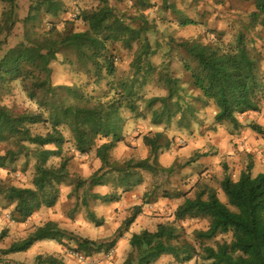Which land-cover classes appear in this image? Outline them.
<instances>
[{
    "label": "trees",
    "instance_id": "trees-1",
    "mask_svg": "<svg viewBox=\"0 0 264 264\" xmlns=\"http://www.w3.org/2000/svg\"><path fill=\"white\" fill-rule=\"evenodd\" d=\"M127 1L132 2L134 14L118 7ZM161 1L162 10H167L171 1ZM253 1L249 33L264 29V0ZM97 2L96 8L81 10L75 19L65 20L62 17L68 10L63 0H0V145L13 141L18 148L0 157V166L5 169L25 153L28 157L34 153L37 161L33 189L22 190L0 181V218L9 212V224L29 225L43 215V209L52 211L65 187L73 189L69 198H81L88 218L100 226L92 204L120 202L122 197L92 193L96 188L110 187L126 195L144 184V174L170 177L174 169L164 171L156 163L159 154L175 148V138L168 136L174 125L190 134L195 128L202 134L227 128L234 136L243 129L242 117L262 109L264 55L238 52L246 40L244 32L238 33L236 48L225 45L216 31H211L214 37L208 41L197 38L153 44L151 34L158 23L151 15L161 10L152 0ZM191 22L181 25L187 27ZM78 23L88 33L74 35ZM165 45L168 51L159 65L156 59ZM124 54L133 60L129 73L119 76L117 61ZM55 65L84 75L97 87L107 81L110 96L90 95L77 83L55 85ZM151 86L161 89L164 97L149 98ZM18 91L34 110L17 113L6 105L5 97L14 98ZM213 108L217 114L211 124L208 110ZM129 116L141 122L150 117L154 127L164 130L144 136L148 158L117 161L113 153L126 141ZM251 129L264 139L262 127L252 125ZM68 145L73 146L71 153L65 150ZM92 153L100 167L88 180L68 170L71 162L85 160ZM211 156L194 152L187 165ZM248 160L237 183L226 170L221 187L228 204L206 185L193 199L178 190L162 191L165 199L184 200L175 213L177 222L205 219L208 229L188 235L182 228L160 224L154 232L134 233L129 241L131 251L120 264H159L170 257L184 263L264 264V174L254 176L253 158ZM158 190L145 194L143 205L130 208L131 215L106 245L45 223L25 240L0 251V264H23L12 259L13 255L28 253L48 241L67 250L75 244L77 253L97 258L103 249L109 252L124 239L146 205L159 200ZM5 236L6 231L0 240ZM71 260L39 255L32 264H70Z\"/></svg>",
    "mask_w": 264,
    "mask_h": 264
},
{
    "label": "rangeland",
    "instance_id": "rangeland-1",
    "mask_svg": "<svg viewBox=\"0 0 264 264\" xmlns=\"http://www.w3.org/2000/svg\"><path fill=\"white\" fill-rule=\"evenodd\" d=\"M63 1L68 10L67 15L62 17L65 20L75 19L81 10H90L98 6L97 0ZM170 1L169 8L162 10V1L152 0L161 10L160 13L153 12L151 15V18L158 23L157 30L151 34L153 44L156 42L168 43L166 41L185 43L197 38L208 41V39L214 37L211 31H216L217 36L221 37L225 45H231L232 48H236L237 35L239 32H244L246 40L238 52L241 51L252 56L261 53L264 55V29L249 33L247 28L251 25V17L249 16L254 10L253 0ZM131 6L132 2L127 1L118 7L126 9L129 14H134ZM51 19L52 21L55 20V18ZM185 21H193L191 22L193 24L187 27L181 25ZM86 33H88L87 28L78 23L74 35ZM167 51L168 48L165 45L161 51L160 58L156 59L157 64L160 65L161 60L165 59L164 55H166ZM132 60V56L122 55L120 60L117 61V75L125 76L128 74ZM179 76H181L180 73ZM76 83L84 85V91L90 95L99 97L110 96L108 94L107 81L104 82L102 87H97L93 80L87 79L84 75L72 69L60 65L54 66L55 85H73ZM164 95V92L155 86L148 88L147 96L149 98L164 97ZM5 103L17 113L34 110L33 105L27 101L20 91L17 92L14 98H7L6 96ZM261 108L260 113L241 118L243 129L234 136L229 134L227 128H220V131L216 134H202L195 128L194 134H190L189 132L178 131L175 128L176 125H174L173 129L168 132V136L175 138V148L172 152L159 154L156 163L164 171L173 168L174 171L170 177L167 175L152 176L144 174V184L126 195L110 187L96 188L92 193L103 197L112 195H121L122 197L120 202L92 204L97 220L101 222L100 226L93 224L88 218L81 198H79V201L77 198L73 200L69 198L70 193L73 191L72 188L63 187L57 207L52 211L43 209L42 214L44 216H40L39 219H35V222L29 225L9 224V212H3L0 218V237L4 231H6V236L3 241L0 240L1 253L11 248L14 243L25 240L31 233L36 231L35 229L45 225V223H50L51 218L59 229L69 230L77 237L106 245L116 235L123 222L131 215L132 210L130 208L143 205L144 195L158 187L159 200L156 203L146 205L143 215L135 222L132 230L126 233L124 239L118 241L117 246L112 249L115 252L114 257L111 260H107V255L112 250L107 252V248H105L95 259L101 264L104 262L109 264L123 263L131 251L129 241L132 234H141L144 231L154 232L160 224L182 228L188 235L195 230L206 231L209 223L205 219L187 218L183 222H177L175 213L178 207L184 203V200L165 199L162 196V191L172 192L173 190H178L185 193L187 199H193L199 189L206 185L217 192L224 204H228L221 187L226 170L232 182L235 183L238 180L241 169L244 170L250 163V160H248L250 157L254 161V176L264 174V139L251 129L252 125H258L264 129V103ZM216 114L217 111L214 108L208 110L209 123H214ZM129 117L131 119L129 118L130 122L126 129V141L120 144L113 153L117 161L148 158L149 151L144 144V136L161 133L164 130V128L154 127L151 124L150 117L145 122L134 120L131 116ZM244 144L247 150L243 149L245 147ZM72 149V145H68L65 148L70 153ZM9 151H18L15 142L12 141L0 145V157H4ZM194 152H207L211 153L212 156L201 160L196 165H187ZM29 155V157L26 153L20 155L16 161L8 163L5 169L0 166V181L7 186L22 190L33 189L32 182L37 173V161L34 153ZM87 157L85 160L79 158L71 162L68 168L69 171L84 180H88L100 167V163L93 153ZM54 161L53 163H58L57 160ZM24 169L26 172L22 171ZM117 192L118 194H115ZM2 203L1 200L0 204L3 205ZM53 245H57V243L48 241L36 245L30 252L13 255L12 259L23 264H32L38 252L47 251L49 246ZM71 246L72 249H68V253L75 251V244ZM57 249L59 248L57 247ZM50 253L53 254V252ZM56 253L57 255L59 254L58 251ZM59 256L63 257L65 254H59ZM69 263L80 264L76 260H71ZM159 264H198V262L194 260L190 263H184L181 259L170 257Z\"/></svg>",
    "mask_w": 264,
    "mask_h": 264
},
{
    "label": "crops",
    "instance_id": "crops-1",
    "mask_svg": "<svg viewBox=\"0 0 264 264\" xmlns=\"http://www.w3.org/2000/svg\"><path fill=\"white\" fill-rule=\"evenodd\" d=\"M242 171H243V170L241 169V171L239 172L238 180L235 181V183H237V182L239 181ZM40 216H44V215H40V214H39L38 216L35 217V219H39ZM50 221H51L50 223H51L53 226H56V224L54 223V221L52 220V218H51ZM48 223H49V222H48ZM50 223H49V224H50ZM40 227H41V226H40ZM35 230H36V229H35ZM43 243H46V242H41V243H39V244H43ZM39 244H37V245H39ZM35 246H36V245H35ZM57 247H58L59 249H57ZM71 249H72V247H71ZM30 251H31V250H30ZM30 251H29V252H30ZM56 251H58L60 255L65 254V256H63V257H68V256H69V253H70V252L68 253V250H67L66 248L61 247V246H59V245L57 244V245L49 246V250H47V251L42 250V251L38 252V253H37V256H39V255H48V256H52V257H54V258L61 257V256H59V254L57 255ZM50 252H53V254H51ZM67 253H68V255H66ZM37 256H35V257H37ZM35 257H34V258H35ZM69 257H70V256H69ZM66 264H68V262H66Z\"/></svg>",
    "mask_w": 264,
    "mask_h": 264
},
{
    "label": "built area",
    "instance_id": "built-area-1",
    "mask_svg": "<svg viewBox=\"0 0 264 264\" xmlns=\"http://www.w3.org/2000/svg\"><path fill=\"white\" fill-rule=\"evenodd\" d=\"M243 149H245V147H243ZM114 254V250L110 251L107 255V260H111L114 257ZM69 256L72 259L78 261L80 264H101V262H99L97 259L85 257L76 251H70Z\"/></svg>",
    "mask_w": 264,
    "mask_h": 264
}]
</instances>
